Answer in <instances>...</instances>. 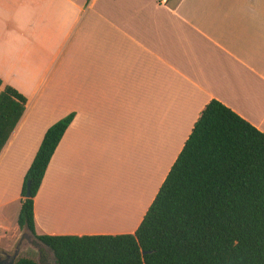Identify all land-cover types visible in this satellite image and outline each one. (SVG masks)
Masks as SVG:
<instances>
[{"label":"crops","instance_id":"obj_1","mask_svg":"<svg viewBox=\"0 0 264 264\" xmlns=\"http://www.w3.org/2000/svg\"><path fill=\"white\" fill-rule=\"evenodd\" d=\"M53 77L64 105L37 122ZM0 81L26 100L0 150V208L72 114L32 199L35 235L132 234L209 101L264 135V0H0ZM4 229L8 251L20 229Z\"/></svg>","mask_w":264,"mask_h":264},{"label":"trees","instance_id":"obj_2","mask_svg":"<svg viewBox=\"0 0 264 264\" xmlns=\"http://www.w3.org/2000/svg\"><path fill=\"white\" fill-rule=\"evenodd\" d=\"M25 103L0 81V150ZM71 119L46 129L19 193L16 225L49 251L52 264H264V135L214 100L201 110L132 234L35 235L32 199ZM37 256L46 264L43 250ZM14 264L37 263L20 257Z\"/></svg>","mask_w":264,"mask_h":264},{"label":"rangeland","instance_id":"obj_3","mask_svg":"<svg viewBox=\"0 0 264 264\" xmlns=\"http://www.w3.org/2000/svg\"><path fill=\"white\" fill-rule=\"evenodd\" d=\"M63 105L64 103L62 102V85L60 84V82L55 80V77H53L52 80L48 83V86L45 83V86L42 91V98L37 102V104L33 109V113H34L33 117L34 119L37 120V122L39 120H42V122L47 123L55 118L57 108L63 107ZM127 168L128 171H130V169L133 167L127 166ZM138 171L139 170H137L136 173L133 172L131 175L127 177V185L129 187L131 186L132 182H135L136 179L139 178V175L137 174ZM99 176H100L99 174H96V179L100 181ZM130 179H132L131 182H129ZM97 180L90 181L87 186H90L89 188L91 190H94V188L98 184ZM127 185H126V189H127ZM124 189H123V193L121 191L120 193L117 192V196L119 199H121L122 203H124L125 201L129 202L126 196L129 190L127 189L128 191L125 192ZM18 210H19L18 202L12 200L9 201L6 206L0 208V246L6 241L7 236L11 235L10 230L9 229L5 230L4 227L11 229V227L16 226V218H17ZM22 231L23 230H19L17 232V235L14 238V242L11 248L15 245V243L19 239ZM32 246L35 249H37V251L28 248L27 250L20 253L19 258L20 257L28 258L38 264L39 259L37 254L39 250H43L46 255V264H52V257L49 251H47L44 247H40V245L37 242L33 243ZM11 248L8 251H10Z\"/></svg>","mask_w":264,"mask_h":264},{"label":"water","instance_id":"obj_4","mask_svg":"<svg viewBox=\"0 0 264 264\" xmlns=\"http://www.w3.org/2000/svg\"><path fill=\"white\" fill-rule=\"evenodd\" d=\"M28 196V184L26 183V190H25V196ZM33 236L26 230L23 229L19 239L15 243V245L11 248L10 251H5L3 249H0V264H14L16 260L19 258L20 253L27 250L28 248H31L35 251V249L32 244L35 243ZM38 243V242H37ZM40 247H43L42 244L38 243Z\"/></svg>","mask_w":264,"mask_h":264},{"label":"built area","instance_id":"obj_5","mask_svg":"<svg viewBox=\"0 0 264 264\" xmlns=\"http://www.w3.org/2000/svg\"><path fill=\"white\" fill-rule=\"evenodd\" d=\"M168 0H156V3L158 5L164 6L167 3Z\"/></svg>","mask_w":264,"mask_h":264}]
</instances>
